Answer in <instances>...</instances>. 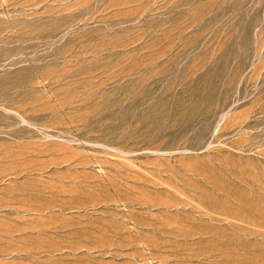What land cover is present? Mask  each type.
Masks as SVG:
<instances>
[{
  "label": "rangeland",
  "instance_id": "1",
  "mask_svg": "<svg viewBox=\"0 0 264 264\" xmlns=\"http://www.w3.org/2000/svg\"><path fill=\"white\" fill-rule=\"evenodd\" d=\"M0 264H264V0H0Z\"/></svg>",
  "mask_w": 264,
  "mask_h": 264
}]
</instances>
